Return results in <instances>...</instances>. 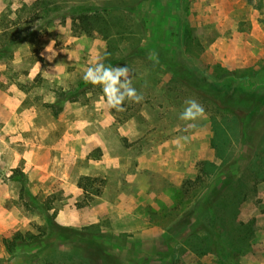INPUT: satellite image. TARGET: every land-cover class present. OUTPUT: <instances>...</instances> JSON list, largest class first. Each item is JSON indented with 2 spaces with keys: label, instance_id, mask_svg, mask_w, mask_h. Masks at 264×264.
<instances>
[{
  "label": "rangeland",
  "instance_id": "obj_1",
  "mask_svg": "<svg viewBox=\"0 0 264 264\" xmlns=\"http://www.w3.org/2000/svg\"><path fill=\"white\" fill-rule=\"evenodd\" d=\"M125 6L141 13L125 15ZM176 8L169 0H0V264H100L54 237L8 254L5 239L36 233L48 218L91 231L115 264H264V106L243 125L240 110H223L155 59L159 47L178 51L188 22L187 56L218 84L228 72L246 78L248 94L264 95V0ZM136 47L147 54L129 57ZM94 63L128 66L142 102L110 107L102 85L83 79ZM189 99L204 118L180 119ZM17 172L36 208L20 199ZM228 176L225 199L203 214L201 201ZM84 177L93 180L86 191ZM191 211L192 226L172 231ZM200 222L207 230L192 236Z\"/></svg>",
  "mask_w": 264,
  "mask_h": 264
},
{
  "label": "trees",
  "instance_id": "obj_2",
  "mask_svg": "<svg viewBox=\"0 0 264 264\" xmlns=\"http://www.w3.org/2000/svg\"><path fill=\"white\" fill-rule=\"evenodd\" d=\"M148 1V0H143ZM174 4V7L177 6L176 10L179 12L183 11V5L185 0H169ZM251 3L253 0H247ZM124 14L131 16L132 14H140V10H138L137 6H125L123 7ZM172 18H176L177 20V28L182 29L183 20L181 16H177L174 14ZM184 22H186L184 20ZM190 25L188 22L184 25L185 32L184 35L176 34L178 51H172L168 47H159L155 52V59L157 60L158 65L165 68L168 73H171L173 78L183 84L184 86L194 90L199 93L204 98H207L211 101H215L220 108L223 110L233 112L242 113L239 115L240 123L245 125V118L252 116L254 113L259 111L261 107L264 106V95H250L246 92L245 88L247 86L246 78H234L233 74L225 72L221 77V81L225 79V82L218 84L216 78L213 76H208L205 71H203L194 59L190 58L184 52L181 42L188 35V28ZM108 38V36H107ZM146 55L147 52L141 48L136 47L132 52L129 53V57H135L139 54ZM232 79L233 82L227 84V81ZM254 93V92H253ZM77 94V93H76ZM64 95H61V98ZM71 96V94H70ZM75 97V94L73 96ZM219 103H218V101ZM257 176L260 180H264V171L257 172ZM18 178L21 184L20 189V199L23 200L24 205L27 208L34 207L36 208L37 204V196L33 195L30 188L28 187L27 179L22 172H17V175L13 176ZM233 180L232 176L227 177V181H222L220 185L213 187L206 198H204L200 206L202 207V213L213 212L216 206H219V200L227 193V188H231ZM93 180L89 177H84L79 182V187L83 190L88 189L87 183H92ZM237 195L233 197L236 199ZM228 198V197H227ZM230 200H228L229 206L231 208L233 204H230ZM233 202V200H232ZM48 201L46 202V206H44V214H46L50 206H48ZM194 212L191 211L187 213L184 217L178 220L174 226L172 227V231H178L179 229L185 226H192V217ZM205 223L200 222L196 228L192 229L191 235L195 236L201 231H206ZM208 232V231H207ZM219 235V234H218ZM55 238L56 240H60L62 242H69L71 244H75L76 246H80L83 248L86 254H98L100 257V264H111L112 262H117L118 259L115 258L108 250V248L103 245L96 238L93 233L89 230H76L71 228H65L60 226L54 220L48 218L46 225L44 227H38L37 232L34 233L32 231H16L11 238L4 240V246L6 251L11 257L16 255V250L19 247L30 245L38 242L41 238ZM217 244V241L216 243ZM46 264H55L52 262H46Z\"/></svg>",
  "mask_w": 264,
  "mask_h": 264
},
{
  "label": "clouds",
  "instance_id": "obj_3",
  "mask_svg": "<svg viewBox=\"0 0 264 264\" xmlns=\"http://www.w3.org/2000/svg\"><path fill=\"white\" fill-rule=\"evenodd\" d=\"M55 44L56 41L53 40L46 47V52L52 53L48 59L55 58ZM131 74L132 71L128 66L112 67L105 66L103 63H94L86 69L83 79L93 85H102L107 104L118 111H124L123 104L125 100H130L135 103H140L143 100V96L132 86V78H129ZM185 103L186 107L180 113L181 120L196 121L205 117V109L198 101L189 99ZM192 126L189 125V127ZM182 139L186 140L187 137L177 138L173 143L178 148H181Z\"/></svg>",
  "mask_w": 264,
  "mask_h": 264
}]
</instances>
